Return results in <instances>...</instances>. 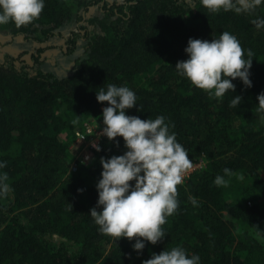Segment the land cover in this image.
I'll return each mask as SVG.
<instances>
[{"label":"trees","instance_id":"obj_1","mask_svg":"<svg viewBox=\"0 0 264 264\" xmlns=\"http://www.w3.org/2000/svg\"><path fill=\"white\" fill-rule=\"evenodd\" d=\"M229 2L213 12L200 0H45L32 22L0 24L9 42L39 44L28 62L23 54L0 62V172L11 187L0 196V264H141L176 246L198 255V264H264V127L255 117L264 92V0ZM72 23L76 29L64 35ZM223 31L253 59L252 86L237 78L235 91L215 97L174 66L187 59L189 38L211 40ZM53 37L64 39L65 55L81 52L68 77L43 67ZM107 84L132 89L136 106L126 114L163 115L189 158L203 161L176 186L179 204L161 225L164 238L139 254L134 240L101 233L89 215L100 159L122 155L123 138L103 135L100 151L85 150L86 164L71 161L65 140L90 121L103 125L107 102L96 92ZM235 95L242 100L230 106ZM218 174L226 186L214 183Z\"/></svg>","mask_w":264,"mask_h":264},{"label":"clouds","instance_id":"obj_2","mask_svg":"<svg viewBox=\"0 0 264 264\" xmlns=\"http://www.w3.org/2000/svg\"><path fill=\"white\" fill-rule=\"evenodd\" d=\"M44 3L45 0H0V24L9 21L17 26L28 24L39 17ZM200 3L213 12L230 7L229 0H200ZM184 51L187 59L177 61L174 67L209 95L222 97L226 90L235 91L232 81L237 78L246 87L252 86L253 59L244 58L245 50L229 31L211 40L189 38ZM247 55L252 56L251 50ZM96 99L107 102L102 110V134L110 141L122 137L126 151L122 155L101 157L102 171L96 183L98 199L89 215L101 233L134 240L132 247L139 254L146 242L155 245L164 238L166 233L161 225L178 208L176 186L182 183L183 174L193 161L176 140V134L170 133L163 115L142 119L126 114V110L136 106L137 99L128 86L107 84L106 90L100 87L96 92ZM256 99L258 111L264 112V92ZM241 100L240 95H235L230 106ZM94 147L100 151L99 145ZM5 163L0 161V168ZM224 173L231 174V169L225 168ZM7 180V173L0 172V196L11 191ZM228 182L219 174L214 179L217 186H226ZM192 202L195 204L196 199ZM199 259L198 255H188L182 246H176L159 254L152 253L141 264H198Z\"/></svg>","mask_w":264,"mask_h":264},{"label":"crops","instance_id":"obj_3","mask_svg":"<svg viewBox=\"0 0 264 264\" xmlns=\"http://www.w3.org/2000/svg\"><path fill=\"white\" fill-rule=\"evenodd\" d=\"M75 26L76 24H71ZM71 25L63 29L62 33L67 35L71 30H75V27L71 28ZM10 41V36L7 30L0 29V62L3 60L4 55L8 54L16 57L19 54H23L21 59L29 61V55L39 47V44L35 41H23L21 37H16L12 42ZM79 47L81 43H78ZM45 46L48 47L44 53V64L45 70L52 72L55 76L59 78L68 77L71 75V68L74 59L80 55L81 52L73 53L71 55H65L61 50L64 47V39L53 37L49 39ZM78 47V48H79Z\"/></svg>","mask_w":264,"mask_h":264},{"label":"built area","instance_id":"obj_4","mask_svg":"<svg viewBox=\"0 0 264 264\" xmlns=\"http://www.w3.org/2000/svg\"><path fill=\"white\" fill-rule=\"evenodd\" d=\"M104 108V107H103ZM104 125H102L100 128L97 127V125H94V121H90L88 123H85L83 125L82 130H78L75 132V141L76 143L84 144V151L88 149V151H96V148L94 145H98V142L100 138L103 136L102 134V128ZM80 162L83 164H86L89 160V153L85 152L81 157L77 158ZM203 161L195 162L193 161L192 167L185 171L183 174V181L184 183L186 179L195 171L202 168ZM75 167L72 166V170H74Z\"/></svg>","mask_w":264,"mask_h":264},{"label":"rangeland","instance_id":"obj_5","mask_svg":"<svg viewBox=\"0 0 264 264\" xmlns=\"http://www.w3.org/2000/svg\"><path fill=\"white\" fill-rule=\"evenodd\" d=\"M92 12H93V10L91 9L90 13H92ZM94 13H97V11L95 9H94ZM73 24H75V23H73ZM75 26L71 25V28L75 27ZM255 117H256V120L264 127V112L258 111V109H257L255 111ZM94 125H98L97 127H99L100 123L95 121ZM77 131H78V129H77ZM72 136H70V137L67 136V138H65V140H67V142L69 143V151H70V155H71V161H73L75 158L81 157L85 153L84 144L76 143L74 136L73 137Z\"/></svg>","mask_w":264,"mask_h":264}]
</instances>
